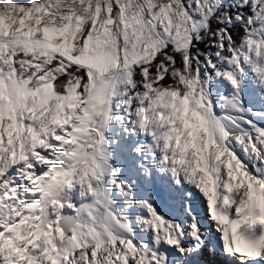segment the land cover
Listing matches in <instances>:
<instances>
[{"label": "snow or ice", "instance_id": "obj_1", "mask_svg": "<svg viewBox=\"0 0 264 264\" xmlns=\"http://www.w3.org/2000/svg\"><path fill=\"white\" fill-rule=\"evenodd\" d=\"M264 264V0H0V264Z\"/></svg>", "mask_w": 264, "mask_h": 264}]
</instances>
